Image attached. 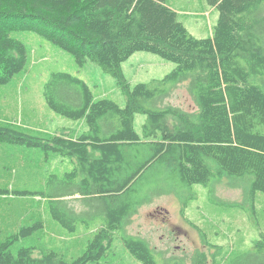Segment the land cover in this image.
Segmentation results:
<instances>
[{
    "label": "trees",
    "instance_id": "trees-1",
    "mask_svg": "<svg viewBox=\"0 0 264 264\" xmlns=\"http://www.w3.org/2000/svg\"><path fill=\"white\" fill-rule=\"evenodd\" d=\"M204 1L220 15L207 39L193 36L167 0H0V86L27 67V48L12 36L27 31L72 54L79 67L97 64L118 81L127 102L121 108L96 100L84 80L57 72L45 85L48 107L84 121L87 131L77 138L63 132L42 139L0 126V143L79 160L85 177L78 190L69 182L68 191L50 197L55 219L70 230L74 221H86L88 214L68 209L66 198L76 195L103 219L86 252L73 261L55 251L12 252L19 237L42 228L38 223L0 244V264H99L118 232L140 263L161 264L148 240L127 233L132 217L150 202V180L157 175L165 176L162 185H170L180 199L183 190L201 185L218 201L211 186L225 177L229 187L246 185L244 201L233 206L256 216V195L264 193V0ZM137 52L158 55L176 69L162 80L132 87L122 65ZM181 86L197 109L188 112L169 103ZM137 114L147 116L142 134L135 130ZM73 175L66 174L71 182ZM8 194L0 188V196ZM220 250L211 257L198 251L191 264H216ZM235 256L236 264H264V234L251 251ZM163 264L188 263L174 258Z\"/></svg>",
    "mask_w": 264,
    "mask_h": 264
},
{
    "label": "rangeland",
    "instance_id": "rangeland-1",
    "mask_svg": "<svg viewBox=\"0 0 264 264\" xmlns=\"http://www.w3.org/2000/svg\"><path fill=\"white\" fill-rule=\"evenodd\" d=\"M167 5L178 13L179 20L193 36L198 39L212 37L220 16L216 8L204 0H167ZM12 36L25 44L28 64L8 84L0 86V126L42 139L65 130L69 135L72 129L78 131L83 125L80 120L56 114L45 100V85L57 72L84 80L96 100L108 99L125 108L126 97L118 81L97 64L87 62L79 67L72 54L33 32L15 31ZM175 69L173 62L148 52H137L122 65L123 74L132 87L162 80ZM169 103L188 112L197 109L184 86L174 90ZM146 120V115H136L138 134H142ZM68 173H75L72 182L66 176ZM83 177L79 160L56 152L47 154L40 148L0 143V188L10 190V194L0 196V244L19 235L23 228L41 223L42 228L14 242L11 247L14 254L22 248H32L35 254L55 251L67 261L81 257L103 222L102 216H97L99 210L87 205L81 195L66 198L70 212L89 215L86 221L73 220L75 229L70 230L53 217L50 197L68 191L69 182L71 190L77 191ZM164 180L165 176L159 175L150 180L151 200L132 217L127 228L128 234L149 241L161 264L174 258H184L191 264L196 252L205 251L210 256L218 247L221 250L216 264H236L238 257L235 255L251 251L264 234V193L256 195V216L253 217L249 209L233 206L244 201L246 185L229 187L230 180L225 177L214 180L211 186L218 201L209 194L210 187L201 185L183 190L180 199L170 185H162ZM18 191L29 193L15 195ZM63 210L66 211L64 207ZM99 264L142 263L124 247L121 232H118L111 251Z\"/></svg>",
    "mask_w": 264,
    "mask_h": 264
},
{
    "label": "crops",
    "instance_id": "crops-1",
    "mask_svg": "<svg viewBox=\"0 0 264 264\" xmlns=\"http://www.w3.org/2000/svg\"><path fill=\"white\" fill-rule=\"evenodd\" d=\"M83 123V125H81L80 129H78V131H75L74 129H72L71 134H68V131L65 130V132L67 133V135L71 136L72 138H77V136L81 135L82 133H84L85 131H87V126L84 123V121H81ZM74 160H77L76 158H72ZM78 161V160H77Z\"/></svg>",
    "mask_w": 264,
    "mask_h": 264
},
{
    "label": "flooded vegetation",
    "instance_id": "flooded-vegetation-1",
    "mask_svg": "<svg viewBox=\"0 0 264 264\" xmlns=\"http://www.w3.org/2000/svg\"><path fill=\"white\" fill-rule=\"evenodd\" d=\"M158 212V211H157ZM158 214H162L163 215V213H161V212H158Z\"/></svg>",
    "mask_w": 264,
    "mask_h": 264
},
{
    "label": "bare ground",
    "instance_id": "bare-ground-1",
    "mask_svg": "<svg viewBox=\"0 0 264 264\" xmlns=\"http://www.w3.org/2000/svg\"><path fill=\"white\" fill-rule=\"evenodd\" d=\"M252 106V105H251Z\"/></svg>",
    "mask_w": 264,
    "mask_h": 264
}]
</instances>
